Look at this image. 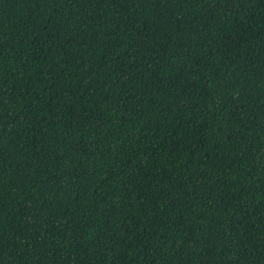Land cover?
<instances>
[{"label": "trees", "instance_id": "obj_1", "mask_svg": "<svg viewBox=\"0 0 264 264\" xmlns=\"http://www.w3.org/2000/svg\"><path fill=\"white\" fill-rule=\"evenodd\" d=\"M0 264H264V0H0Z\"/></svg>", "mask_w": 264, "mask_h": 264}]
</instances>
